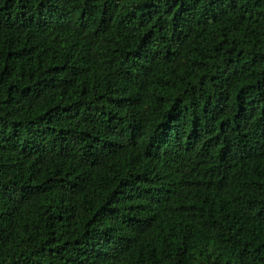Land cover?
I'll return each instance as SVG.
<instances>
[{
  "label": "trees",
  "instance_id": "obj_1",
  "mask_svg": "<svg viewBox=\"0 0 264 264\" xmlns=\"http://www.w3.org/2000/svg\"><path fill=\"white\" fill-rule=\"evenodd\" d=\"M0 264H264V0H0Z\"/></svg>",
  "mask_w": 264,
  "mask_h": 264
}]
</instances>
